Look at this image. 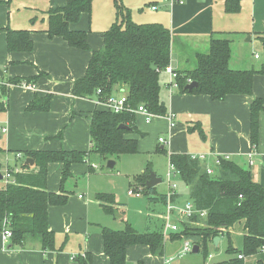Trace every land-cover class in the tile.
I'll use <instances>...</instances> for the list:
<instances>
[{"label": "crops", "instance_id": "0c3cea01", "mask_svg": "<svg viewBox=\"0 0 264 264\" xmlns=\"http://www.w3.org/2000/svg\"><path fill=\"white\" fill-rule=\"evenodd\" d=\"M66 2L67 0H0V76L3 77L0 79H23L39 72L47 74L35 82L34 89L15 84L3 98L7 109L0 111V180L8 167L16 172L37 170L34 162H28L31 168L23 167L28 159L24 155L25 151L66 149L88 153L84 162L71 166L72 176L64 183V190L68 193L67 203L48 207L49 228L55 232L57 250L45 251L38 240L32 239L22 245L13 244L0 231V264H78L76 256L85 252L92 255V264H111L110 257L104 250V226L122 230L130 223L139 232L144 231L141 229L161 230L164 236L167 208L162 195L165 197L168 192L169 183L162 190L158 189V183L155 186L156 193L152 195H129L128 190L133 188L132 176L138 175V169L143 170V166L137 168L136 163L127 165L122 155L107 159L91 151L92 115L96 110L107 109L96 103V97L83 98L73 94L75 81L85 75L93 52L103 48L104 33L116 20L113 0H94L91 12L82 13L80 19L71 24L74 30L88 32L89 50L72 47L63 37L51 38L46 32L47 11L62 7ZM124 2L131 9L134 21L159 22L171 29L173 40L170 66L177 72L193 69L183 59H189L190 52L196 58L198 53H208L212 38H227L231 44L239 42V52L234 53L231 46L229 65L232 69H259L264 64V53L262 56L255 54L253 59L241 49L242 41L252 43L253 38H257L262 42L260 37L264 35V0H242L241 10L235 13L225 10L226 0H185L183 4H172L169 0ZM8 26L12 29H29L34 43L33 50L8 51L5 31ZM246 36L248 38L245 40ZM260 61L262 65L257 64ZM160 80V97L166 105L167 113L175 114L174 125H171L165 115H155L147 122L144 114L137 113L135 121L138 130L127 134L128 138L138 140V152L135 154L153 157L150 173L154 172L161 177V182L164 179L167 181L168 170L163 178L164 175L157 168L159 169V159L165 156L169 169V154L172 153H206L208 158L201 161L205 168L215 165L217 155L229 154L232 161L249 169L253 179L264 187V110L259 117L257 146H253L250 137V101L253 97H259L264 102V75H255L253 95L229 94L223 100H213L206 94L179 92L176 89L172 92L168 87L170 76L165 72H162ZM123 93L124 90L119 85L113 95ZM47 94H52L49 110L27 109L36 95L45 97ZM196 124L200 130L189 132L188 126ZM160 137H165L167 143H161ZM18 153L22 154L21 157ZM110 160L115 162L112 168L107 166ZM62 171L63 163H49V192L61 193ZM177 181L178 190L173 202L184 206L191 201L189 188L180 177ZM98 193L114 194L115 202L106 203L113 208V213L106 211L105 203L97 199ZM133 198L139 200L142 208L132 207ZM159 204L163 205V212L159 214L163 222L161 221V227L151 229V218ZM173 218L175 220L176 216ZM227 231L234 243L235 236L245 234L244 221L235 223ZM174 233L176 232L170 231L167 237L164 236L163 255L152 253L149 246L144 244L129 245L127 264H166L167 259L180 264L178 258L183 256L180 253L184 244H175L179 239L171 238ZM226 237L223 234L218 245L214 243L212 246L226 248ZM61 246L63 249L59 250ZM234 246L237 247L236 244ZM210 255L213 258V254ZM211 258L208 256L207 259ZM258 260L264 262V251L246 257L245 264H257Z\"/></svg>", "mask_w": 264, "mask_h": 264}, {"label": "trees", "instance_id": "16d2710c", "mask_svg": "<svg viewBox=\"0 0 264 264\" xmlns=\"http://www.w3.org/2000/svg\"><path fill=\"white\" fill-rule=\"evenodd\" d=\"M93 1L67 0L62 7L50 8L47 11L46 28L49 37L60 36L72 47L89 50L88 32L74 30L71 24L77 22L82 13L91 12ZM241 1L226 0L225 10L230 13L239 12ZM113 3L116 20L104 33L103 48L93 52L85 75L75 81L73 94L83 98L105 99L121 85L130 106L137 108L143 104L152 113L165 115L167 108L160 97V79L163 70L171 63V29L159 22L138 23L133 20L132 11L124 0H113ZM5 31L8 51L33 50L34 43L29 29H12L8 26ZM260 39L264 45V35ZM231 55L229 39L212 38L209 52L198 53L196 67L178 71V91L206 94L213 100H223L229 94L253 95L254 77L256 74L264 75V64L259 69H232L229 65ZM42 76L47 74L39 72L23 79L7 78L6 82L14 85L23 80L35 83ZM189 80L197 82L198 86L187 88ZM9 88L6 84L0 85V111L7 109L3 98ZM99 89L101 92L97 93ZM51 100L52 94L45 97L36 95L27 109L47 111L51 107ZM262 110L263 99L253 97L250 101V137L253 146H257L259 141V117ZM135 120L136 114L131 111H94L90 124L91 151L107 159L137 153L138 140L127 137V134L138 130ZM121 124L128 128H121ZM198 126L189 125L188 131L200 130ZM24 155L33 159L37 170L13 171L15 183L0 190V231H3L4 222L8 219L13 244L22 245L30 239L38 240L43 250L54 251L57 250L56 236L49 228L48 207L67 203L68 193L64 190V183L72 176L71 166L84 162L88 153L61 149L30 150L25 151ZM169 156L180 171V179L189 188V198L196 209L208 211L204 218L195 214L192 221L184 223L182 229L171 238L191 239L206 259L210 255L208 246L214 244L215 237L226 235V252L230 257L210 264H245L246 257L261 252L264 246V187L253 179L251 171L231 159H223L215 173L209 174L202 162L189 154L172 153ZM51 162L63 163L61 193L47 190L48 165ZM23 167L31 168V165L25 161ZM150 170L149 166L141 175L136 176L138 181L131 187L137 189L141 185L143 193H156L155 187H146ZM162 198L165 199L163 195ZM97 199L105 203L107 212L113 213V208L106 203L115 202L114 194L98 193ZM239 221H244L245 234L242 236L241 247H235L227 230ZM102 236L104 250L111 264H127V247L133 244L147 245L154 254L163 255L165 251L161 230L139 232L127 223L122 230L102 227ZM76 260L78 264L93 263L92 255L86 252L76 256ZM257 264L264 262L258 260Z\"/></svg>", "mask_w": 264, "mask_h": 264}, {"label": "built area", "instance_id": "2783aa9c", "mask_svg": "<svg viewBox=\"0 0 264 264\" xmlns=\"http://www.w3.org/2000/svg\"><path fill=\"white\" fill-rule=\"evenodd\" d=\"M170 3L172 4H183L185 3V0H169ZM155 9L156 7H152ZM163 72L168 73L170 76V80L168 82V87L170 91H174L175 89L178 90L179 84L177 82V77H178V72L174 70L170 65H168ZM192 81L189 80V83ZM1 84H6L8 87L13 86L14 84H11L9 82L3 81L0 79V85ZM20 86L26 87V88H35V83L27 82V81H21L19 83ZM101 90L99 89L97 93H100ZM96 103L103 105L107 110L114 111L116 113H121L124 111H131L132 113H142L146 117V121L150 122L152 118L156 115L152 113L145 105L141 104L137 108H133L130 106L128 103V98L127 94L123 93L119 96L115 95H110L105 99H100L96 98ZM165 116L170 120L171 125H174L173 121L175 118L174 113H167ZM161 143H167V139L165 137H160L159 138ZM18 156L21 157V153L17 154ZM193 159H198L200 161H205L208 158V155L206 153H193L190 155ZM223 159L229 160L230 155L229 154H224V155H217L215 158V167L219 166L220 163L222 162ZM214 166H206V170L209 174H214L215 173V167ZM16 172L14 169L11 168H6L3 175L2 179L0 180V190L5 189L7 185L10 183H15V178L12 175V172ZM180 177V171L177 169V167L170 162L169 163V169L167 172V182L169 183V189L168 192L165 195V201H166V224H165V231H164V236L167 237L169 231L171 232H178L180 230V225L179 221H187L191 222L193 216L195 214H200L202 218L206 217L208 214L207 210H197L195 205L193 204L192 201L187 202L184 206H178L173 202V197L176 195L177 190H178V179ZM129 195H135V196H142L143 191L142 188H130L128 190ZM174 216H176L174 220ZM179 220L178 222L176 220ZM3 235L6 239H12V231L10 229V224L9 220L6 219L4 222V228H3ZM193 242L189 239H186L183 245V248L181 250L180 255H184L189 252H193ZM262 251H264V246L261 248ZM212 255H209V258H211ZM240 258H242V255H239ZM75 258V257H74ZM166 264H175L173 263L170 259L166 260Z\"/></svg>", "mask_w": 264, "mask_h": 264}, {"label": "rangeland", "instance_id": "374dc122", "mask_svg": "<svg viewBox=\"0 0 264 264\" xmlns=\"http://www.w3.org/2000/svg\"><path fill=\"white\" fill-rule=\"evenodd\" d=\"M39 17H41V16H39ZM247 38H248V36L245 37V40ZM238 43L236 42V43H232L231 44V46L233 47V52L234 53L239 52L240 48H239V46H237ZM241 49H242V52H246L247 55L253 57V59L255 57V54H258L259 56H262L263 53H264L263 42H260L257 38H253L252 43H251V41L250 42L249 41L248 42L242 41V48ZM174 57L176 59V55H174ZM188 58L189 59H183L184 60L183 62L185 64L189 63L188 66L196 67L197 59L194 56V54L190 52ZM260 58H262V57H260ZM262 59H260V60H262ZM261 62L262 61H260L257 64L262 65ZM180 65H181V67H183L181 61H180ZM122 157H123L122 158L123 161H125L127 163V165L130 164V163H133V164L136 163L137 168H139L142 165L144 169H146L149 166H151V161L153 160L152 159L153 157H150L149 155L142 154V153H140V154H135V153L134 154H124V155H122ZM158 166H159V169L157 168V170L161 173L162 176L164 175L163 178L166 177V172L168 170V160H167V158L165 156H161V158L159 159V165ZM125 170H127V169H125ZM140 170H141V168L138 169V172H139L138 175H141L143 173V170H141V171ZM122 172H123V169H122ZM138 175L136 174V176H138ZM135 177H134V175L132 176L133 184L137 183V181H138V180L135 179ZM158 187H159L158 188L159 190L165 189L167 187V181L164 179L163 182L159 183ZM132 205H133L132 206L133 208H142V206H141V204H140V202H139V200L137 198H133ZM162 207H163L162 204H159L157 206L155 214L151 218L152 221H153L151 223L152 225H150L151 229H156V228L161 227V221L163 222V220L159 217V214H161L163 212V208ZM142 219H145V218H142ZM176 221L178 222L179 220L177 219ZM184 223H187V221H179L180 230L182 229V225H184ZM192 224L200 225V224H197V223H192ZM162 228H163V226H162ZM141 230H144V231H141V232H145L147 229H141ZM169 233H170V231H169ZM235 237L236 238H235L234 245L236 244L237 247H241V245H242V236H235ZM186 239H189V238H186ZM189 240H191V239H189ZM184 242L185 241H183V239H179L178 241H176L175 244L177 246H181L182 243L184 244ZM225 243H226V241H225ZM193 244L195 245L194 242H193ZM208 253H212L213 254V258H211L209 260L207 258L205 259L203 252H200V253L189 252V253H186L183 256L179 257L178 261L180 262V264H189V263L190 264H210L212 262H218V261L226 260V259H228L230 257V255L226 252L225 246H222V247L217 249V248H214L212 245H209L208 246Z\"/></svg>", "mask_w": 264, "mask_h": 264}, {"label": "water", "instance_id": "95a60500", "mask_svg": "<svg viewBox=\"0 0 264 264\" xmlns=\"http://www.w3.org/2000/svg\"><path fill=\"white\" fill-rule=\"evenodd\" d=\"M249 38H250V37H249ZM196 86H198V83L195 82V81H193V82H191V83L188 84L187 88H190V89H191V88L196 87ZM120 127H121V128H128V126L125 125V124H121ZM26 162H27V163L30 162L31 164H33L34 161H33L32 158H28V159L26 160ZM114 164H115V162H114L113 160H110V161L108 162L107 166L110 167V168H112V167H114ZM161 181H162V178H161V177H159L156 173L151 172V173L149 174V178H148V180L146 181V187H147V188L155 187V186H156L158 183H160ZM219 241H220V236L215 237V239H214V243H215V245H218ZM193 251H194L195 253L199 251V246H198L197 244L194 245V247H193Z\"/></svg>", "mask_w": 264, "mask_h": 264}]
</instances>
